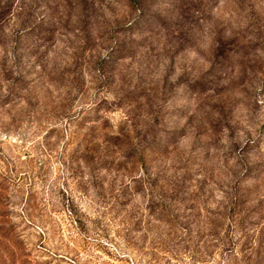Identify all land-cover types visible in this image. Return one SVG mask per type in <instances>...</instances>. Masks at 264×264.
<instances>
[{
  "label": "rangeland",
  "instance_id": "374dc122",
  "mask_svg": "<svg viewBox=\"0 0 264 264\" xmlns=\"http://www.w3.org/2000/svg\"><path fill=\"white\" fill-rule=\"evenodd\" d=\"M0 264H264V0H0Z\"/></svg>",
  "mask_w": 264,
  "mask_h": 264
}]
</instances>
